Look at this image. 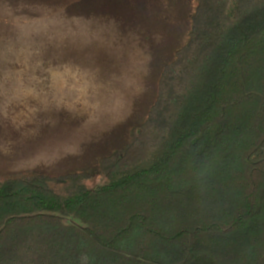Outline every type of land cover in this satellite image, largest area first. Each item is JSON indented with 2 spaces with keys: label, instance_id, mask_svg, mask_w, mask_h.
I'll return each instance as SVG.
<instances>
[{
  "label": "trees",
  "instance_id": "16d2710c",
  "mask_svg": "<svg viewBox=\"0 0 264 264\" xmlns=\"http://www.w3.org/2000/svg\"><path fill=\"white\" fill-rule=\"evenodd\" d=\"M195 3L97 173L0 175V264H264V0Z\"/></svg>",
  "mask_w": 264,
  "mask_h": 264
},
{
  "label": "rangeland",
  "instance_id": "374dc122",
  "mask_svg": "<svg viewBox=\"0 0 264 264\" xmlns=\"http://www.w3.org/2000/svg\"><path fill=\"white\" fill-rule=\"evenodd\" d=\"M195 5L0 0V175L97 173L144 122Z\"/></svg>",
  "mask_w": 264,
  "mask_h": 264
}]
</instances>
